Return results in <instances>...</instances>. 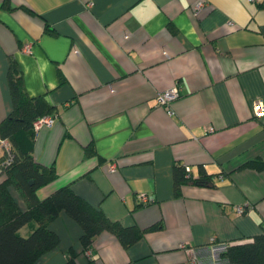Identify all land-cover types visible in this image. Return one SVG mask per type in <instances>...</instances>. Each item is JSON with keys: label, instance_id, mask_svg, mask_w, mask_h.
<instances>
[{"label": "crops", "instance_id": "1", "mask_svg": "<svg viewBox=\"0 0 264 264\" xmlns=\"http://www.w3.org/2000/svg\"><path fill=\"white\" fill-rule=\"evenodd\" d=\"M199 1L0 0V122L13 110L12 60L27 92L57 106L54 123L35 128V159L59 173L38 196L71 184L124 226L160 224L129 247L103 231L85 248L82 225L62 211L50 222L59 245L34 264H66L70 252L79 264H221L213 244L264 230V167L244 165L264 160V113L254 114L264 104V0L197 10ZM175 86L170 113L157 95ZM179 163L215 184L177 195Z\"/></svg>", "mask_w": 264, "mask_h": 264}, {"label": "trees", "instance_id": "2", "mask_svg": "<svg viewBox=\"0 0 264 264\" xmlns=\"http://www.w3.org/2000/svg\"><path fill=\"white\" fill-rule=\"evenodd\" d=\"M9 81L13 110L1 120L0 135L10 140L14 156L11 163L0 172L5 174L0 182V264H34L44 253L57 247L60 236L50 227V222L62 211L82 225L81 241L85 248L103 231L114 233L125 247H129L146 231L160 227V224L147 228L124 226L88 202L71 184L58 187L47 197H39L37 190L56 180L59 173L54 164L47 166L35 159L34 123L43 116L55 115L57 106L50 103L45 94L30 95L27 92L21 69L15 60L10 64ZM87 149L88 153L94 152L91 147ZM244 165L263 168L264 160L252 159ZM214 176L205 168L200 169L198 176H193L185 164H176V194H181L182 186L186 183L214 185ZM10 185L20 190L28 203L26 209L20 207L11 193ZM28 223H35V227L28 235L21 234L20 228ZM218 256L225 263L264 264V230L251 241L227 242L219 249ZM66 264H79L77 254L70 252Z\"/></svg>", "mask_w": 264, "mask_h": 264}, {"label": "built area", "instance_id": "3", "mask_svg": "<svg viewBox=\"0 0 264 264\" xmlns=\"http://www.w3.org/2000/svg\"><path fill=\"white\" fill-rule=\"evenodd\" d=\"M203 0H200L197 4H196V9L198 10L202 4H203ZM30 45L29 44H26L25 45V49L28 51L30 50ZM178 86H175V87H172L170 89H167V90H164V91H161L158 93L157 95V101L166 106L169 110L170 113L173 112L172 108H171V100L173 98H175L178 94H179V90H178ZM264 113V104L262 103V101L258 100L255 104H254V114L256 116H261L262 114ZM54 120H55V116L54 115H47V116H43L39 119H37L35 121V128H39L41 127L43 124H47V125H52L54 123ZM210 130H213V126H210V128H208ZM4 152V155L0 158V172L4 169L5 166H8L12 159H13V156H14V153L12 151V144L10 142V140L8 139H4L2 138L0 140V153L1 152ZM111 170H116V166L115 164H112L110 166ZM186 169L189 170V166H186ZM139 199L144 202V203H150L152 201H154V198H152L151 196H149L147 193L145 192H141L139 193L138 195ZM237 210L238 211H244L245 208L243 206H237ZM227 243L226 242H221V243H217V244H213V251L218 254V251L220 248L224 247ZM183 247L186 248V244H182ZM188 249L189 251H191L193 253L194 249L192 247H188L186 248ZM219 258V256H217ZM192 261L193 262H198L199 259L197 258V256L193 255L192 256ZM221 264H232V263H221Z\"/></svg>", "mask_w": 264, "mask_h": 264}]
</instances>
